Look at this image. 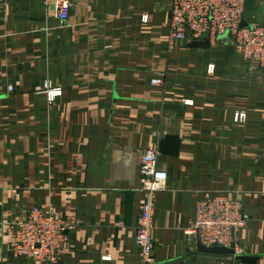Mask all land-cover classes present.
Segmentation results:
<instances>
[{
    "label": "crops",
    "instance_id": "crops-1",
    "mask_svg": "<svg viewBox=\"0 0 264 264\" xmlns=\"http://www.w3.org/2000/svg\"><path fill=\"white\" fill-rule=\"evenodd\" d=\"M169 3L71 0L60 21L36 0L0 1V264H35L8 249L10 225L33 205L79 221L52 264H136L139 159L165 134L181 144L158 156L168 177L155 197L156 260L264 264V67L222 40L169 47ZM243 21L264 24V0H245ZM45 81L61 89L51 105ZM208 191L242 203L233 255L199 252L184 232Z\"/></svg>",
    "mask_w": 264,
    "mask_h": 264
},
{
    "label": "built area",
    "instance_id": "built-area-1",
    "mask_svg": "<svg viewBox=\"0 0 264 264\" xmlns=\"http://www.w3.org/2000/svg\"><path fill=\"white\" fill-rule=\"evenodd\" d=\"M36 1L60 21L68 19L71 0ZM244 3L245 0H170L167 45L174 47L188 40L207 41L212 45L226 35L227 42L245 61L264 67V24L242 25ZM213 69L210 66L207 72ZM163 82V74L151 79L152 84L163 85ZM41 93L46 94L47 104L51 105L61 95V89L45 81ZM234 119L245 122L246 113L237 112ZM158 156L157 147H145L139 159L143 198L135 227L136 264H162L154 256L153 217L156 194L165 188L168 175L158 167ZM78 222L75 217H62L51 209L33 205L24 219L10 225L8 249L13 257L25 261L56 263ZM245 223L246 216L238 198L223 191H208L196 202L194 218L184 232L206 247L232 248L237 231Z\"/></svg>",
    "mask_w": 264,
    "mask_h": 264
},
{
    "label": "water",
    "instance_id": "water-1",
    "mask_svg": "<svg viewBox=\"0 0 264 264\" xmlns=\"http://www.w3.org/2000/svg\"><path fill=\"white\" fill-rule=\"evenodd\" d=\"M242 25H249L246 24L242 20ZM220 40L227 42V36L223 35L219 37ZM192 45L194 46H200V47H206L208 46L207 41H193ZM168 108L173 109L175 111H180L181 106L175 103H170L168 104ZM180 144L181 140L179 138V135L177 134H165L161 139L159 140L158 143V152L167 154V155H172V156H177L180 150ZM197 250L199 252L205 253V254H210V255H233L234 254V249L233 248H228V247H223V246H210L206 247L202 245L200 242H197ZM238 259H240L242 262L246 264H256V257L254 256H238Z\"/></svg>",
    "mask_w": 264,
    "mask_h": 264
},
{
    "label": "rangeland",
    "instance_id": "rangeland-1",
    "mask_svg": "<svg viewBox=\"0 0 264 264\" xmlns=\"http://www.w3.org/2000/svg\"><path fill=\"white\" fill-rule=\"evenodd\" d=\"M1 1V0H0ZM0 33H2V30L0 29ZM33 263H35V264H43V263H41V262H33ZM44 264H50V263H44Z\"/></svg>",
    "mask_w": 264,
    "mask_h": 264
}]
</instances>
